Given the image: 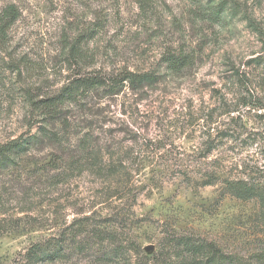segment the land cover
I'll return each instance as SVG.
<instances>
[{"label": "rangeland", "instance_id": "obj_1", "mask_svg": "<svg viewBox=\"0 0 264 264\" xmlns=\"http://www.w3.org/2000/svg\"><path fill=\"white\" fill-rule=\"evenodd\" d=\"M141 1L0 0V13L10 4L21 12L0 50V142L37 130L29 124L37 117L27 89L50 93L67 82L78 68L64 58V38L79 30L100 29L84 72L129 68L163 76L142 93L94 95L70 114V139L93 131L100 138L98 165L113 156L130 175L74 172L58 185L46 175L41 185L29 181L30 202L19 172L0 171V217L23 218L19 229L0 233V264H25L34 241L86 217L116 229L133 264L141 260L135 240L154 256L163 232L174 229L264 264V0H145V11ZM222 1L221 19H206L204 6ZM179 49L197 57L181 75L162 62ZM22 60L31 71L22 66L19 73ZM50 151L34 156L46 162ZM214 176L219 181L205 185ZM226 179L247 180L261 192L249 200L225 194ZM33 213L40 220L31 224L25 216ZM91 253L71 262L107 264Z\"/></svg>", "mask_w": 264, "mask_h": 264}, {"label": "trees", "instance_id": "obj_2", "mask_svg": "<svg viewBox=\"0 0 264 264\" xmlns=\"http://www.w3.org/2000/svg\"><path fill=\"white\" fill-rule=\"evenodd\" d=\"M223 1L204 6L206 14H203L206 19L213 22L221 19L225 10L224 3H226ZM200 3H202L201 0L198 4ZM140 6L143 11L146 10L145 0L140 2ZM20 14L15 4L6 6L0 13V50L7 48L10 41L9 31L19 19ZM204 16L200 14V18L204 19ZM99 33L100 29L95 27L85 31L79 30L73 38H64V58L69 61L71 67L76 66L78 69L55 92L36 94L33 88H28L29 107L34 117H37L29 119V124L30 128L36 127L37 130L34 133L30 131L26 137L0 142V171L19 172L17 175L23 181L21 183L26 194L30 196V202L34 197L31 195L34 186L31 183L28 184L29 181L35 180V183L41 185L42 183L38 180H42L46 175L50 176L48 177L50 185L65 182L73 176L74 172L98 171L103 179L120 174L130 175L123 161L114 160L113 156H110V160L108 159V165H98L101 157L98 145L100 138L94 137L93 131L87 130L76 142L75 139H70L68 130L72 126L70 114L73 108L81 106L83 101L85 103L87 98H93L94 95L116 97L127 89L136 94L142 93L148 87L159 83L163 76L156 71L141 72L129 68L119 69L118 73H115V70L84 72L88 65L86 62L89 60L87 56L89 43ZM162 62L168 72L181 75L196 66L197 57L194 52L179 49V51H169L164 54ZM16 65L19 73L22 66L27 69L29 67L30 71L32 69L26 60L17 62ZM81 131L82 129H79L77 133ZM41 148L51 150L50 159L46 162L34 156L35 150ZM127 178H125L126 181H129ZM219 179L218 176L209 178L205 185L217 183ZM260 189L259 185L250 184L244 179L225 180V194L244 200L258 196ZM1 203L2 201L0 205ZM35 208L33 207V210ZM2 213L0 210V215ZM25 218L31 224L40 220V217L34 213L27 214ZM22 220L21 217L7 219L1 216L0 233L19 229ZM88 220H90L88 217L77 219L70 228L58 230L54 235L34 241L22 256L25 264H76L71 262L73 258L80 253L91 251L93 254L90 255H96V258L107 264H133L129 249L120 240V233L116 229L107 230L100 223L93 224ZM163 233L159 240L160 251L154 256L145 254L142 245L134 241L136 243L134 249L141 258L137 264H257L244 256L228 253L216 242L201 238L194 233L178 229L166 230Z\"/></svg>", "mask_w": 264, "mask_h": 264}, {"label": "water", "instance_id": "obj_3", "mask_svg": "<svg viewBox=\"0 0 264 264\" xmlns=\"http://www.w3.org/2000/svg\"><path fill=\"white\" fill-rule=\"evenodd\" d=\"M153 249H154V246H152V245L146 247V250L149 251V252L152 251Z\"/></svg>", "mask_w": 264, "mask_h": 264}]
</instances>
